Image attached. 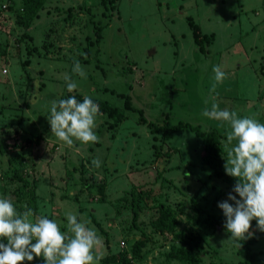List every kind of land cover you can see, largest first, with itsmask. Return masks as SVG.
Wrapping results in <instances>:
<instances>
[{
	"label": "rangeland",
	"instance_id": "obj_1",
	"mask_svg": "<svg viewBox=\"0 0 264 264\" xmlns=\"http://www.w3.org/2000/svg\"><path fill=\"white\" fill-rule=\"evenodd\" d=\"M48 1L40 17L25 26L6 11L8 2H0V197L20 212L31 209L33 220H55L62 231H67L65 214L77 215L102 238L95 252L103 264V258L141 237L126 210L131 187L148 184L160 190V200L170 199L178 221L175 232L193 236L197 246L192 251L202 255L198 264H242L244 243L264 231L254 219L244 240L231 239L218 205L228 201L235 206L229 194L242 198L203 163L202 139L182 128L173 140L163 141L138 122L137 111L123 110L119 94L129 96L132 109L142 111L146 121L159 127L183 121L212 132L225 147L227 123L221 127L202 115L205 99L211 102L213 66L220 65L227 75L212 93L215 102L222 110L264 123V0H114L107 11L100 0ZM13 2L17 9L19 0ZM94 23L102 26L99 40ZM196 31L209 40L204 54L194 43ZM75 61L84 77L73 72ZM66 76L77 83L73 92L67 90ZM85 95L122 110L126 118L117 125L100 111L94 129L99 141L68 146L51 132V102ZM219 155L226 173L227 153L221 149ZM12 157L26 159L25 185L9 171ZM97 158L99 168L92 163ZM159 175L174 180L177 190L172 185L162 190ZM101 182L106 183L103 201L95 192ZM121 196L127 201L117 204ZM151 204L146 202L136 218V225L150 234L142 259L129 255L130 263L188 264L167 257L174 233H154ZM219 217L223 226L215 223ZM253 247L262 251L258 264H264V239ZM24 264L45 260L35 257Z\"/></svg>",
	"mask_w": 264,
	"mask_h": 264
},
{
	"label": "clouds",
	"instance_id": "obj_2",
	"mask_svg": "<svg viewBox=\"0 0 264 264\" xmlns=\"http://www.w3.org/2000/svg\"><path fill=\"white\" fill-rule=\"evenodd\" d=\"M73 72L85 76L79 61L74 62ZM213 72L211 102L205 99L208 107L202 115L221 122V127L227 123L230 128L223 149L227 153L225 170L227 175L237 178L233 191L242 199L229 194L235 206L228 201L218 206L227 218L225 227L231 239L239 241L246 238L254 219L264 231V123L250 116L241 118L236 111L222 110L212 93L227 74L220 65L213 66ZM65 80L68 92H73L77 83L68 76ZM99 113V105L87 95L82 102L75 96L54 100L48 116L51 132L68 146L75 141L96 143L99 137L94 129ZM92 163L97 168L101 165L99 158ZM65 215L67 231H62L55 220L46 216L33 220L31 209L20 212L10 199L0 197V240H7V244L0 242V264H24L41 256L45 264H99L101 258L95 250L102 245V238L87 222L78 221L77 215L71 212Z\"/></svg>",
	"mask_w": 264,
	"mask_h": 264
},
{
	"label": "trees",
	"instance_id": "obj_3",
	"mask_svg": "<svg viewBox=\"0 0 264 264\" xmlns=\"http://www.w3.org/2000/svg\"><path fill=\"white\" fill-rule=\"evenodd\" d=\"M114 0H110L106 2V0H100L102 8L104 10H108V4L113 7ZM0 2H8L9 6L6 9V11H9L10 13L14 14L15 21L20 24L25 26L26 21L30 22L33 19H38L40 17V13L43 11L44 7L47 5L49 2L48 0H19V5L17 9H14L15 5L13 0H0ZM68 16L72 15V11L69 10ZM89 23L91 21L89 20ZM94 28L95 30V36L96 39L99 40L100 32L102 30L101 25H97L94 23ZM88 40V45L93 46V42L90 38H87ZM194 43L198 46V51L202 54L206 52V44L209 43V40L207 37L203 36L200 31H196L194 34ZM263 65V64H262ZM264 66V65H263ZM84 97H76V99L79 102L83 101ZM119 98H121L124 103L123 110L125 111H137L139 118L138 122L140 124H145L149 127L150 131L153 133H158L161 134V137L163 138V141L169 142L170 140H173L174 135L179 132L182 128H188L189 130H192L195 132V136L197 138L202 139V154H201V159L203 163L208 166L209 168L212 169V175L216 176L217 178H223V180L229 184H232L235 187L236 180L227 175L226 173L223 172V165H224V160H222L220 154V150L224 149V145L222 142H220L219 138L215 136L212 132H204L200 130L197 127L190 126L189 123L187 124L186 122L183 121H178L175 125H163L159 127L158 125L148 122L144 119L142 111L139 110H133L132 105L130 104V98L129 96L119 94ZM95 103L99 105L100 111L103 113H107L108 116L113 120V123L119 124L121 123L125 118V114L123 113L122 110L117 109V108H110L107 104H104L102 102H98L96 100H93ZM1 155H6V154H1ZM25 160L24 158L17 159L15 157H12V167H9V171L14 172V175L17 179L21 180L23 185H25ZM162 171V170H161ZM163 172V171H162ZM165 172V171H164ZM169 172V171H166ZM160 176V175H159ZM161 180L159 183L161 185V189H169L170 186H174L177 190V184L175 183L174 180L168 179L162 176L160 178L156 179ZM155 180V181H156ZM22 186V185H21ZM19 187L16 191L17 194L22 193V187ZM169 186V187H168ZM132 189L130 190L131 192L129 193L130 195V200L127 203V208L129 210L127 211V215H131L130 223L135 228V230H141V237L136 240L132 246H129V248H125L121 251H119L117 254H113L111 256L103 258V264H108V263H116V264H131L130 260L127 258V256H131L134 258V260L139 261L142 259L141 255V250L145 247L146 243L148 242L149 237L147 235H150L148 232L143 230V227H140L136 225V218L137 214L139 211L142 209L147 208L145 206L146 202L152 203L151 205H148V209H153L156 211V214L154 213V217L150 219V226L152 227L154 233H158L159 235L163 234L164 232L167 233H174L173 234V240L174 242L172 243V246L170 248V251L167 254V257L176 260V261H185L188 264H198L201 259L202 255L201 254H196L192 250H194L197 246V243L193 236L191 234H186L183 232H175V226L178 225L177 219L174 217L172 214L173 207L171 204L170 199L166 200L165 198L163 200H160L162 197V193L154 189L153 186H150L147 184V186L139 187L137 188L136 186H132ZM106 183L101 182L98 185L96 192V195L101 196L100 200L103 201V198L106 195ZM175 190V191H176ZM126 192V191H124ZM122 192L124 195L125 193ZM33 197V191L27 192V198L31 199ZM121 199H117L116 203L119 204L120 202H125L123 196L120 197ZM107 199V197H106ZM99 200V202H101ZM184 202V201H183ZM192 202V201H191ZM126 203V202H125ZM174 203V202H173ZM177 203V202H176ZM180 203V202H178ZM193 203V202H192ZM194 209L197 210L196 206H194ZM85 210V208H83ZM200 212V209H199ZM217 225L223 226L224 225V218L219 217L218 222H215ZM146 232V233H145ZM129 233V231H124V234ZM153 233V232H152ZM151 233V235H152ZM130 234V233H129ZM127 239V237H125ZM264 239V234H259L254 240H250L243 245L242 250L245 251V260L243 261L242 264H258L262 257L260 255L262 254V251H256L254 249V244L259 242V240ZM0 240V242L5 241ZM106 244L109 245V240L105 241ZM126 243V242H125ZM124 242H121L120 246L124 248L125 246ZM177 244H179L177 246ZM189 244L190 248L186 247L185 245ZM264 261V259H263Z\"/></svg>",
	"mask_w": 264,
	"mask_h": 264
},
{
	"label": "water",
	"instance_id": "obj_4",
	"mask_svg": "<svg viewBox=\"0 0 264 264\" xmlns=\"http://www.w3.org/2000/svg\"><path fill=\"white\" fill-rule=\"evenodd\" d=\"M151 53H152V51L149 52V55H150ZM263 65H264V63H263Z\"/></svg>",
	"mask_w": 264,
	"mask_h": 264
},
{
	"label": "built area",
	"instance_id": "obj_5",
	"mask_svg": "<svg viewBox=\"0 0 264 264\" xmlns=\"http://www.w3.org/2000/svg\"><path fill=\"white\" fill-rule=\"evenodd\" d=\"M3 72L5 73V72H6V70H3Z\"/></svg>",
	"mask_w": 264,
	"mask_h": 264
}]
</instances>
